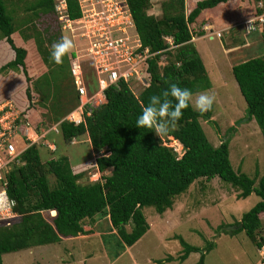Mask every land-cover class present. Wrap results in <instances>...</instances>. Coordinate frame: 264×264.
<instances>
[{
    "label": "trees",
    "instance_id": "1",
    "mask_svg": "<svg viewBox=\"0 0 264 264\" xmlns=\"http://www.w3.org/2000/svg\"><path fill=\"white\" fill-rule=\"evenodd\" d=\"M185 1H162L161 13L156 16L148 13L151 0H126L141 49L153 54L141 69L145 83L137 85L121 80L108 87L103 93L104 102L93 108L87 106V110L91 109L90 116L75 125L64 119L79 104L75 86L74 103L66 110L61 107L69 99V90L61 83L73 79L69 56L64 57L62 64L50 59L53 43L63 37V24L54 9L56 0H36L25 8V15L16 25L6 1L0 0V41L14 53L11 61L0 66V76H9L5 84L14 104L23 102L19 122L38 134L34 103L50 102L54 118H48L52 121L49 123H59L56 135L62 142L75 144L87 136L92 151L102 153L92 159L100 174L99 180L92 182L88 181L89 170L76 171L69 157L60 154L57 147L51 151L42 144L48 132L42 142L31 144L22 153L19 163H14L6 176L7 193L16 203L18 218L11 226L0 227V264L3 254L77 238L86 233V220L96 224L102 219L106 220L109 233L101 238L115 241L116 251L111 256L117 258L149 230L143 208L152 207L162 215L172 209L175 197L186 193L196 180L209 181L215 177L231 185L238 199L251 194L260 199L242 214L241 221L234 225L236 229L227 228L224 233L234 236L244 232L257 249L264 247V238H259L260 218L264 214V175L251 179L236 171L230 161L229 140L218 146L209 142L200 120L210 117L212 109L201 113L190 104L161 138L150 129L136 127L137 117L149 97L162 94L171 83L187 87L193 94L211 89L205 65L192 42L190 26L203 12L233 0H200L189 13ZM65 2L69 20L80 19L78 0ZM263 9L257 13H264ZM255 32H259L264 47V23ZM202 35L203 30L199 36ZM166 38L172 39V48ZM71 55L75 57L72 52ZM163 56L166 63L160 66ZM89 66L87 71L82 65V70L91 96L98 92L99 85L94 69ZM231 71L246 104V118L255 121L264 140V55L240 62ZM20 75L25 86L19 80ZM52 211L56 212L55 217H51ZM239 224L241 227L237 228ZM180 243L181 253L175 258L167 257L168 263L183 262L191 253H200L196 264H205L204 253L213 249L212 242H207L204 250L181 239Z\"/></svg>",
    "mask_w": 264,
    "mask_h": 264
},
{
    "label": "rangeland",
    "instance_id": "2",
    "mask_svg": "<svg viewBox=\"0 0 264 264\" xmlns=\"http://www.w3.org/2000/svg\"><path fill=\"white\" fill-rule=\"evenodd\" d=\"M5 1L8 11L14 18L15 25L25 15V8L36 2V0ZM162 1L164 0H151L148 13L159 16ZM198 1L200 0H186V13H189V9L194 8ZM233 2L207 10L202 14L203 17L198 18L190 26L193 39L196 40L194 42L192 39V42L202 58L211 80V89L193 94L191 105L199 111L196 107V99L200 94L215 96L210 117L200 120L206 137L213 146H218L222 141L229 140V156L233 168L254 179L264 175V140L255 121H248L246 118V104L238 90L231 68L247 59L264 55L261 37L257 35L259 32L246 34L241 25L242 22L258 15L257 10L261 7L260 3L264 8V0H234ZM90 10L93 9L84 8L85 15H88ZM204 25H208L206 26L207 33L220 34V37L199 38ZM71 27L74 32L70 29L62 30V35L73 41L75 47L71 52L75 54V57H80L82 65L88 71L91 64L89 58L84 55L85 39L81 36V31H77V22L73 23ZM1 43L0 54L4 53V58L0 59V66L14 58L13 51ZM71 52L68 54L70 67L71 63L75 62L73 61L75 57L71 55ZM165 63V56H163L160 66H164ZM139 73L135 76L136 79L132 80L137 85L144 83L145 80ZM19 80L25 86L22 75L19 76ZM12 84L17 85L14 81ZM61 85L69 90V99L67 102L64 101V104L62 102V110L68 109L71 102L74 103L73 86L76 89L78 85H82L87 92L82 78L68 79ZM17 87L19 86L17 85ZM139 89L137 87V91ZM9 95L11 96V93H8V86L2 81L0 83V100L11 103L12 108L14 107L13 110L20 113L19 107L23 102L15 105L12 101L14 98L10 99ZM93 95L96 97L90 103L92 106L96 107L104 102V98L100 94L93 93ZM49 104L51 103H45L43 100L34 103L37 117L35 123L38 126L37 135L40 136L48 132L47 138L45 137L46 142L54 144L60 154L68 156L73 166L85 163L77 170H89L88 181L99 180L100 174L96 171L92 159L102 153L92 151L87 136L81 137L75 144L62 142L60 137L50 130L53 125L56 126L59 123L50 124L52 121L48 118L53 119L54 113L49 109ZM79 104L64 117L65 120L69 121L72 120V117H78ZM49 110L50 112H48ZM46 113H48L47 119L44 117ZM31 135L34 140H38L33 132ZM17 141L22 144L21 139L17 138ZM175 148L177 149V147ZM259 200L255 194H251L246 199H238L237 191L216 177L209 181L198 179L186 193L175 197L172 209L167 210L164 214H157L152 207L143 208L149 230L132 247L125 248L117 258L111 256V253L116 251L115 241L106 236L105 240L101 238L102 235L109 233L107 232L108 224L105 219H102L96 224L86 220L84 222L86 233L77 236V238L64 239L60 244L3 254L2 261L3 264H196L199 261L200 253H191L183 262H167V257L175 258L181 253L183 249L180 243L181 239L187 244L203 250L207 242H212L213 249L204 253L205 264H264V247L260 250L257 249L244 232L234 236L224 233V229H236L234 225L241 221L242 214L249 211ZM50 215L55 217L56 212H52ZM260 219L262 227L259 238H264V214ZM127 229L130 230L129 227Z\"/></svg>",
    "mask_w": 264,
    "mask_h": 264
},
{
    "label": "built area",
    "instance_id": "3",
    "mask_svg": "<svg viewBox=\"0 0 264 264\" xmlns=\"http://www.w3.org/2000/svg\"><path fill=\"white\" fill-rule=\"evenodd\" d=\"M78 3L82 13L78 20H69L65 0H57L55 11L58 21L63 24V30L70 29L74 32L71 26L77 22V31H81L80 34L82 33L81 36L85 39L84 55L89 58L97 76V94L104 98V90L108 87L121 80L129 82L136 79L135 76L138 72L141 74L146 60L153 54L148 49H141L126 0H78ZM262 5L261 3L260 8ZM86 7L93 9L88 15L84 12ZM263 23L264 13L242 22L241 25L245 33L250 34L258 30ZM213 36L219 38L220 34L209 35L211 38ZM166 41L172 48V39L166 38ZM73 61L75 62L71 63L70 67L72 77L75 80L83 79L82 60L76 56ZM76 89L80 103L77 109L78 117H72L69 121L78 125L84 117L90 116L91 109L87 110V106L94 107L90 103L96 95L89 96L82 85H78ZM13 108L9 102L0 104V227L11 226L18 218V213L15 212L16 203L7 193V173L14 163H19L20 156L31 144L38 143L46 135L43 133L38 136L29 126L20 123L21 112L16 113ZM53 128L56 129L54 132L58 133L57 125ZM31 132L38 137L37 141L32 138ZM17 138L22 140V144L18 143ZM42 144L51 151L56 149L54 144L46 141Z\"/></svg>",
    "mask_w": 264,
    "mask_h": 264
},
{
    "label": "clouds",
    "instance_id": "4",
    "mask_svg": "<svg viewBox=\"0 0 264 264\" xmlns=\"http://www.w3.org/2000/svg\"><path fill=\"white\" fill-rule=\"evenodd\" d=\"M261 14L255 15L251 19ZM204 30L207 31V28L203 29V31ZM210 34L213 33L209 32L206 36L209 37ZM214 37L215 36H213V38ZM209 38L213 39L211 37ZM74 47L75 45L70 38L62 37L58 42L53 43L50 59L56 64H62L64 57L69 54ZM192 97L193 93L191 89L180 87L177 83H171L168 89L164 90L162 94L149 97L148 104L142 107L141 114L137 117L136 127L150 129L160 138L167 135L171 128L175 126V123L183 116V110L190 106ZM214 102V95L200 94L196 99V107L201 113H206L213 108ZM52 131H56V129L53 128Z\"/></svg>",
    "mask_w": 264,
    "mask_h": 264
},
{
    "label": "crops",
    "instance_id": "5",
    "mask_svg": "<svg viewBox=\"0 0 264 264\" xmlns=\"http://www.w3.org/2000/svg\"><path fill=\"white\" fill-rule=\"evenodd\" d=\"M234 1V0H233ZM233 1H230V2H228V3H226L227 5L228 4H232V3H234ZM236 1H238V0H236ZM226 4H220V5H218L217 7H220V6H222V5H226ZM203 13H206V11L205 12H203ZM201 17H202V14H201ZM206 26H208V25H204V27H203V29H205L206 28ZM224 29H226V28H224ZM205 31V30H204ZM206 31L204 32V35L203 36H200L199 38H202V37H205L206 36ZM194 40V39H193ZM196 40H194V42H195ZM0 42H2V41H0ZM2 45H6L4 42H2L1 43ZM6 47H7V45H6ZM12 53V52H11ZM0 59H2V58H4V53H1L0 54ZM13 57H14V54H13ZM11 61V60H10ZM9 77V76H8ZM7 77V75L6 76H0V81L2 80L3 82H7L8 81V78ZM19 77V76H18ZM1 83V82H0ZM6 102V101H5ZM3 103V102H2ZM2 103H0V104H2ZM82 165H77L76 166V169H80V167H81ZM76 171H78V170H76Z\"/></svg>",
    "mask_w": 264,
    "mask_h": 264
},
{
    "label": "water",
    "instance_id": "6",
    "mask_svg": "<svg viewBox=\"0 0 264 264\" xmlns=\"http://www.w3.org/2000/svg\"><path fill=\"white\" fill-rule=\"evenodd\" d=\"M241 227V224L240 225H238V227L237 228H240Z\"/></svg>",
    "mask_w": 264,
    "mask_h": 264
},
{
    "label": "bare ground",
    "instance_id": "7",
    "mask_svg": "<svg viewBox=\"0 0 264 264\" xmlns=\"http://www.w3.org/2000/svg\"><path fill=\"white\" fill-rule=\"evenodd\" d=\"M31 135V134H30Z\"/></svg>",
    "mask_w": 264,
    "mask_h": 264
}]
</instances>
